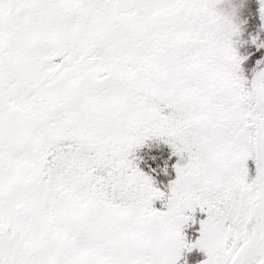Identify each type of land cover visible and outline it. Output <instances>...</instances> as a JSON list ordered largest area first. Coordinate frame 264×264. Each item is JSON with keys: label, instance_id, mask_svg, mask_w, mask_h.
Returning a JSON list of instances; mask_svg holds the SVG:
<instances>
[{"label": "snow or ice", "instance_id": "obj_1", "mask_svg": "<svg viewBox=\"0 0 264 264\" xmlns=\"http://www.w3.org/2000/svg\"><path fill=\"white\" fill-rule=\"evenodd\" d=\"M0 264H264V0H0Z\"/></svg>", "mask_w": 264, "mask_h": 264}]
</instances>
